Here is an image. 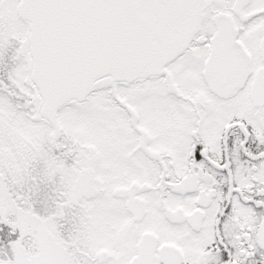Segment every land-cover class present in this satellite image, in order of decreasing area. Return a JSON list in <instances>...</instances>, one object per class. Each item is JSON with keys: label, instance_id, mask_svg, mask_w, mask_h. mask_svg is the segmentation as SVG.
<instances>
[{"label": "snow or ice", "instance_id": "6c2138e0", "mask_svg": "<svg viewBox=\"0 0 264 264\" xmlns=\"http://www.w3.org/2000/svg\"><path fill=\"white\" fill-rule=\"evenodd\" d=\"M0 264H264V0H0Z\"/></svg>", "mask_w": 264, "mask_h": 264}]
</instances>
